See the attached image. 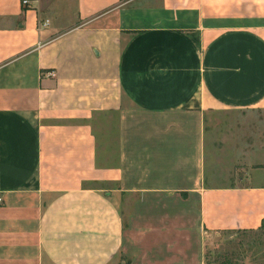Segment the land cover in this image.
I'll return each instance as SVG.
<instances>
[{
  "label": "crops",
  "instance_id": "1",
  "mask_svg": "<svg viewBox=\"0 0 264 264\" xmlns=\"http://www.w3.org/2000/svg\"><path fill=\"white\" fill-rule=\"evenodd\" d=\"M44 1L0 0V264H208L258 229L264 0Z\"/></svg>",
  "mask_w": 264,
  "mask_h": 264
},
{
  "label": "rangeland",
  "instance_id": "2",
  "mask_svg": "<svg viewBox=\"0 0 264 264\" xmlns=\"http://www.w3.org/2000/svg\"><path fill=\"white\" fill-rule=\"evenodd\" d=\"M206 155L210 173L212 158L210 144L207 146ZM209 235L205 253L209 264H222L229 261L231 264H264V234L261 231L231 229L210 232Z\"/></svg>",
  "mask_w": 264,
  "mask_h": 264
},
{
  "label": "built area",
  "instance_id": "3",
  "mask_svg": "<svg viewBox=\"0 0 264 264\" xmlns=\"http://www.w3.org/2000/svg\"><path fill=\"white\" fill-rule=\"evenodd\" d=\"M27 2H28V0H22V3H23V4H27ZM41 24H42L43 26H48V25L50 24V19H44V20H42V21H41ZM48 74L53 75L54 73H53V71H49ZM0 201H1V198H0Z\"/></svg>",
  "mask_w": 264,
  "mask_h": 264
},
{
  "label": "trees",
  "instance_id": "4",
  "mask_svg": "<svg viewBox=\"0 0 264 264\" xmlns=\"http://www.w3.org/2000/svg\"><path fill=\"white\" fill-rule=\"evenodd\" d=\"M259 231H261L263 234H264V218L262 220V223L261 225L259 226V228L257 229ZM227 231V230H226ZM207 256V254H205V257ZM207 258V257H206ZM207 263L209 264V262L207 261ZM222 264H231L230 261L229 262H225V263H222Z\"/></svg>",
  "mask_w": 264,
  "mask_h": 264
}]
</instances>
